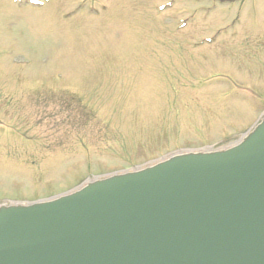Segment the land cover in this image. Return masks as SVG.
<instances>
[{
    "label": "rangeland",
    "instance_id": "obj_1",
    "mask_svg": "<svg viewBox=\"0 0 264 264\" xmlns=\"http://www.w3.org/2000/svg\"><path fill=\"white\" fill-rule=\"evenodd\" d=\"M36 1L0 0V72L9 75L0 85L15 82L25 97L0 108L37 136L19 150L23 159L36 156L38 168L31 187L6 165L12 152L0 148V201L63 191L82 182L88 166L106 172L176 147L217 145L258 120L264 0ZM36 80L90 96L32 108L24 89Z\"/></svg>",
    "mask_w": 264,
    "mask_h": 264
},
{
    "label": "water",
    "instance_id": "obj_2",
    "mask_svg": "<svg viewBox=\"0 0 264 264\" xmlns=\"http://www.w3.org/2000/svg\"><path fill=\"white\" fill-rule=\"evenodd\" d=\"M0 264H264V121L222 151L1 207Z\"/></svg>",
    "mask_w": 264,
    "mask_h": 264
}]
</instances>
